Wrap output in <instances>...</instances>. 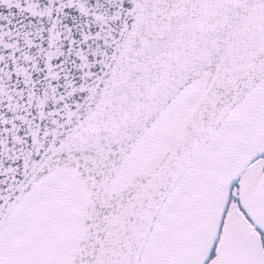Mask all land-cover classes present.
Segmentation results:
<instances>
[{"label": "snow or ice", "instance_id": "obj_1", "mask_svg": "<svg viewBox=\"0 0 264 264\" xmlns=\"http://www.w3.org/2000/svg\"><path fill=\"white\" fill-rule=\"evenodd\" d=\"M0 264H264V0H0Z\"/></svg>", "mask_w": 264, "mask_h": 264}]
</instances>
